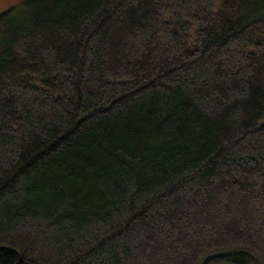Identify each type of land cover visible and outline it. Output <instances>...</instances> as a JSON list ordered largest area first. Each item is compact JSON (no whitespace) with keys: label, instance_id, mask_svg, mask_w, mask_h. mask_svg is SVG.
<instances>
[{"label":"trees","instance_id":"16d2710c","mask_svg":"<svg viewBox=\"0 0 264 264\" xmlns=\"http://www.w3.org/2000/svg\"><path fill=\"white\" fill-rule=\"evenodd\" d=\"M0 264H264V0L3 10Z\"/></svg>","mask_w":264,"mask_h":264},{"label":"rangeland","instance_id":"374dc122","mask_svg":"<svg viewBox=\"0 0 264 264\" xmlns=\"http://www.w3.org/2000/svg\"><path fill=\"white\" fill-rule=\"evenodd\" d=\"M21 0H0V13L5 10L7 7L19 3Z\"/></svg>","mask_w":264,"mask_h":264}]
</instances>
